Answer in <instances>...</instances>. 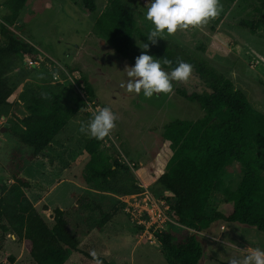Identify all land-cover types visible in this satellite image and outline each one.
<instances>
[{
	"label": "rangeland",
	"instance_id": "obj_1",
	"mask_svg": "<svg viewBox=\"0 0 264 264\" xmlns=\"http://www.w3.org/2000/svg\"><path fill=\"white\" fill-rule=\"evenodd\" d=\"M121 1L137 27L125 56L117 54L94 29L95 19L109 0H93V13L86 12L80 0H27L17 21L8 26L34 57L17 53L15 66L5 75L10 93L8 105L0 108V183L12 184L9 171H18L30 183L26 195L49 226L53 209L64 212L79 249L65 264H94L85 256L92 250L108 264H165L145 216L135 217L134 204L163 200L171 207L172 195L154 176L164 171L160 156L163 128L173 120L194 121L203 114L197 103L181 97L177 90L188 95L208 92L193 70L187 81L172 82L171 94L146 99L142 92L128 93L122 87L123 71L144 51L139 46L147 40L152 25L144 18L149 0ZM4 3L0 0V18L6 14ZM219 6V14L207 23L178 29L158 38L157 44L177 45L207 63L264 114V31L252 35L240 26L241 21H264V0H219ZM29 61L33 65H27ZM44 94L74 109L75 114L50 147L27 161L31 149L21 145L15 135L27 115L26 100ZM105 106L117 120L99 151L128 167L114 180L116 189L125 194L114 195L105 191L101 182L83 180L89 159L84 146L90 137L79 129ZM240 174L237 164L224 168L222 184L211 193L206 215L227 210L226 193L235 190ZM100 212L111 214V218L97 230ZM170 219L171 225H176L172 216ZM138 226L144 230L139 231ZM189 231L202 247L198 264H231L249 249L264 250V233L245 225L216 221L203 231ZM0 264L34 263L20 241L0 233Z\"/></svg>",
	"mask_w": 264,
	"mask_h": 264
},
{
	"label": "trees",
	"instance_id": "obj_2",
	"mask_svg": "<svg viewBox=\"0 0 264 264\" xmlns=\"http://www.w3.org/2000/svg\"><path fill=\"white\" fill-rule=\"evenodd\" d=\"M26 1L5 0L6 14L0 18V108L8 105L10 91L5 75L15 66V55L34 57L27 44L8 28L17 21ZM80 2L86 12H95L93 0ZM240 26L250 34L264 31V21L260 20L241 21ZM94 29L117 54L125 56L137 27L121 0H109L95 19ZM147 52L160 59L162 67L169 71L181 61L190 64L208 88V92L201 94L176 91L197 103L203 114L194 121L173 120L164 126L160 149L164 171L154 175L156 183L173 197L170 208L176 225L151 234L160 246L165 264H198L202 247L189 230L200 232L213 222L222 221L264 233V114L254 109L229 79L183 48L156 43L150 44ZM164 60L171 63L164 64ZM25 109L27 115L20 120L22 130L15 136L21 145L31 149L27 161H33L51 146L75 110L62 106L48 94L29 97ZM103 141L90 138L85 144L89 159L83 180L88 184L101 182L103 189L114 195L125 194L116 189L114 180L117 173L127 171L128 167L99 151ZM232 164L239 166L241 174L235 190L226 193L227 210L208 216L205 209L211 193L221 186L224 168ZM9 173L12 184L0 183V233L11 234L20 241L34 264H65L79 249L64 212L53 209L49 226L25 193L30 188L29 181L18 171ZM110 218L111 214L100 212L97 230ZM138 229L143 231L144 227Z\"/></svg>",
	"mask_w": 264,
	"mask_h": 264
},
{
	"label": "clouds",
	"instance_id": "obj_3",
	"mask_svg": "<svg viewBox=\"0 0 264 264\" xmlns=\"http://www.w3.org/2000/svg\"><path fill=\"white\" fill-rule=\"evenodd\" d=\"M220 11L219 0H149L144 18L152 25L147 33L146 43L139 46L144 51L135 58L134 65L126 66L123 73L125 80L122 87L128 93L141 94L144 98H152L154 94H171L173 81L184 82L191 75V65L179 62L178 65L165 72L161 60L147 54L149 45H155L158 38L173 35L177 30L195 28L215 18ZM164 60V64H170ZM116 114L105 106L94 112L87 124H81L82 134L102 141L110 136L115 128ZM242 259H233L231 264H264V250L254 248L247 250ZM94 264H103L95 250L89 252Z\"/></svg>",
	"mask_w": 264,
	"mask_h": 264
},
{
	"label": "built area",
	"instance_id": "obj_4",
	"mask_svg": "<svg viewBox=\"0 0 264 264\" xmlns=\"http://www.w3.org/2000/svg\"><path fill=\"white\" fill-rule=\"evenodd\" d=\"M27 65L31 66L33 62H27ZM134 210L136 212L135 217L145 216V223L152 229L151 233L166 231L169 225L173 223L170 219V207L163 200H154L144 203L142 206L136 203L134 204Z\"/></svg>",
	"mask_w": 264,
	"mask_h": 264
},
{
	"label": "flooded vegetation",
	"instance_id": "obj_5",
	"mask_svg": "<svg viewBox=\"0 0 264 264\" xmlns=\"http://www.w3.org/2000/svg\"><path fill=\"white\" fill-rule=\"evenodd\" d=\"M252 35H254V34H252Z\"/></svg>",
	"mask_w": 264,
	"mask_h": 264
}]
</instances>
